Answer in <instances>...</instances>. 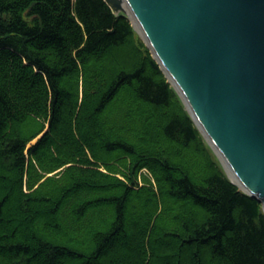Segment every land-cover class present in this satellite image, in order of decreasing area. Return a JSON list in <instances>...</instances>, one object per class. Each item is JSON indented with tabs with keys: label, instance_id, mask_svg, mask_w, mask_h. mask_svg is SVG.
<instances>
[{
	"label": "trees",
	"instance_id": "obj_1",
	"mask_svg": "<svg viewBox=\"0 0 264 264\" xmlns=\"http://www.w3.org/2000/svg\"><path fill=\"white\" fill-rule=\"evenodd\" d=\"M0 264H264L262 203L105 0H0Z\"/></svg>",
	"mask_w": 264,
	"mask_h": 264
},
{
	"label": "water",
	"instance_id": "obj_2",
	"mask_svg": "<svg viewBox=\"0 0 264 264\" xmlns=\"http://www.w3.org/2000/svg\"><path fill=\"white\" fill-rule=\"evenodd\" d=\"M105 1L130 17L232 182L264 209V0Z\"/></svg>",
	"mask_w": 264,
	"mask_h": 264
},
{
	"label": "rangeland",
	"instance_id": "obj_3",
	"mask_svg": "<svg viewBox=\"0 0 264 264\" xmlns=\"http://www.w3.org/2000/svg\"><path fill=\"white\" fill-rule=\"evenodd\" d=\"M132 24H134V23L132 22ZM219 159H220V158H219ZM220 162H221V164L223 165L221 159H220ZM223 167H224V172H225L226 175L229 177L228 172H227V170L225 169V166H224V165H223ZM229 178H230V177H229ZM128 236H130V235H128ZM131 237H132V236H131Z\"/></svg>",
	"mask_w": 264,
	"mask_h": 264
},
{
	"label": "bare ground",
	"instance_id": "obj_4",
	"mask_svg": "<svg viewBox=\"0 0 264 264\" xmlns=\"http://www.w3.org/2000/svg\"><path fill=\"white\" fill-rule=\"evenodd\" d=\"M232 173V172H231ZM232 177L234 178V180L236 181V182H238L239 183V181H238V179L236 178V176L232 173Z\"/></svg>",
	"mask_w": 264,
	"mask_h": 264
}]
</instances>
